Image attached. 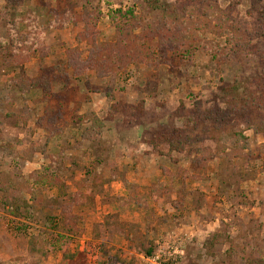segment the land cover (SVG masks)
I'll list each match as a JSON object with an SVG mask.
<instances>
[{"label":"rangeland","instance_id":"obj_1","mask_svg":"<svg viewBox=\"0 0 264 264\" xmlns=\"http://www.w3.org/2000/svg\"><path fill=\"white\" fill-rule=\"evenodd\" d=\"M153 6L0 0V264H264V0ZM234 86L247 103L226 114ZM174 131L198 143L155 152ZM127 165L161 212L114 213L145 202ZM64 209L81 230L69 256L30 254Z\"/></svg>","mask_w":264,"mask_h":264},{"label":"trees","instance_id":"obj_2","mask_svg":"<svg viewBox=\"0 0 264 264\" xmlns=\"http://www.w3.org/2000/svg\"><path fill=\"white\" fill-rule=\"evenodd\" d=\"M16 0H6L7 6L10 8L11 6L14 5ZM158 0H147V2L151 3V7L153 6L154 3ZM154 9H157L156 6H153ZM225 93L224 100L225 103H227V112L226 114H230L231 111L235 109H244L243 106H241V102L243 101L244 104L247 103L244 101L243 98L239 96V88L238 86L234 87H229L225 88L223 90ZM144 105V104H143ZM184 106H181V111L183 113L184 111ZM145 108L142 106V113H144ZM202 110L199 109L197 112H201ZM180 115V114H179ZM197 119L202 118L201 114L196 115ZM93 120H92V125H93V130L97 128H103L104 123L101 121L95 114H93ZM251 127V126H249ZM261 133V132H259ZM89 134V133H88ZM87 134V135H88ZM92 134V132L90 133ZM186 134V135H185ZM183 137H186V142L181 141ZM197 142L198 140H192V137L187 136L186 131H181L179 133V136H176V132L174 131L173 133L167 132L164 135L158 134L149 144H151L154 148V151L161 153L160 152V146H162L164 143L170 144V152H186L187 148L189 145H192L193 143ZM193 151V150H192ZM206 150H199L198 152L203 155ZM28 209V208H27ZM29 213L34 212V210H27ZM31 211V212H30ZM20 208L17 207L15 210L13 209L11 211V215L13 217H20ZM72 217H75L73 210H61L60 216H54L50 215V222L53 223V234L59 241L53 242V244L47 240L48 236H45L46 239H43L44 237H33L30 242H29V253L30 254H37L42 257H46L51 255V253L59 254V253H64L66 254L70 248L71 242L74 238L79 237L81 234V230L78 228L77 223L75 224L74 221H72ZM61 240V241H60ZM145 255L147 257H153V251L146 250Z\"/></svg>","mask_w":264,"mask_h":264},{"label":"crops","instance_id":"obj_3","mask_svg":"<svg viewBox=\"0 0 264 264\" xmlns=\"http://www.w3.org/2000/svg\"><path fill=\"white\" fill-rule=\"evenodd\" d=\"M34 100H32V102H33ZM39 101V100H38ZM29 102V101H28ZM40 102V101H39ZM101 105H105L104 104V99L102 100V102H97L96 100H93L91 103H88V105H87V107H88V109L90 110V111H92V112H96L97 114H98V106L100 107ZM103 106L100 108V109H102L103 108ZM33 111H34V109H33ZM39 131V132H38ZM36 136H38L39 137V139H40V141H42V139H41V137H42V134H41V132H40V129H37V134H35ZM52 145V144H51ZM140 154V153H139ZM153 156V155H152ZM123 157V156H122ZM136 157V158H135ZM151 156H146L145 158V164H148V162H151V158H153V157H151ZM150 158V159H149ZM130 159H136V161H135V163H133V166L132 167H134V164L136 165V162H140V161H142L143 160V157L142 156H135V155H133V158H131L130 156H128V157H123V163H129L128 161L130 160ZM149 159V160H148ZM28 164H30V165H34V163L33 162H29ZM138 168H141V169H143L142 167H143V165L141 166L140 164L139 165H136ZM120 169H121V171L124 173V176H125V179H127L128 181H130L131 183H134V184H136V185H139V190H142V186L143 185H145L144 186V188H145V190L143 189V198L145 197V202H147L146 203V206H145V202H143L142 200V202H133V204H131V205H128V204H125V203H123V202H119V204H118V208H117V210H115V214H117V216H120L121 217V221H123V218L124 217H126V216H131L132 217V214H133V216H141V214H142V216L143 215H146V213H149V214H153V212H155V211H157V212H161V210H145V208L147 207V205L149 206L150 205V207H152L151 206V204H153V201H154V198L152 197L153 195L152 194H150V192H152V188H151V186L153 185V182L152 183H149V182H146V184H142L141 183V181L139 180V178H137L136 177V174H135V171H133V173L131 172V166H129V165H127V167L126 166H121L120 167ZM142 174V173H141ZM134 177V178H133ZM159 177V176H158ZM124 179V180H125ZM164 179L162 178V181H163ZM188 180H186V183L188 184ZM123 184V183H122ZM119 197H127V194H126V191L125 190H123V192H121L120 193V196ZM146 199H147V201H146ZM156 199V198H155ZM158 199V198H157ZM156 201V200H155ZM108 208H110V205H106ZM85 208V207H84ZM84 212H86V210L84 209L83 210ZM185 212H186V210H185ZM60 214H61V210H58V213L56 214V216H60ZM111 214V212L110 211H108L107 212V215H110ZM113 214V213H112ZM114 216V215H113ZM147 218V216H144V219H146ZM132 222V221H131ZM79 243V242H78ZM77 243V244H78ZM69 253H70V251H69ZM72 253V252H71ZM59 254H61V253H59ZM59 254H57V255H59ZM62 255V257H68L69 255H66V254H64V253H62L61 254ZM66 255V256H65ZM142 257L147 261V262H152V257H147L146 255H142ZM79 258V257H78ZM77 257L76 258H74V260H71V259H69V262H74V261H76L77 259H78Z\"/></svg>","mask_w":264,"mask_h":264}]
</instances>
